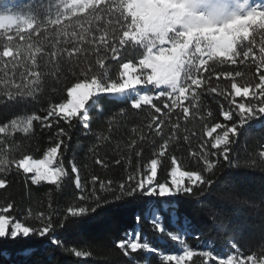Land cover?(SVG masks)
I'll list each match as a JSON object with an SVG mask.
<instances>
[{"label":"snow or ice","instance_id":"6c2138e0","mask_svg":"<svg viewBox=\"0 0 264 264\" xmlns=\"http://www.w3.org/2000/svg\"><path fill=\"white\" fill-rule=\"evenodd\" d=\"M81 6L72 0H59L45 9L44 19H39L38 13L32 12L28 5L24 6L29 7L27 12L14 3L0 9V21H18L10 27L0 26V190L7 191L10 187L7 174L14 170L33 186L47 184L57 191H63L64 181L70 180L80 193L76 197L78 201L94 202V206L70 203L59 220L55 217L60 214L52 208L51 201L47 211L29 207L23 213L10 199L0 202V242H25L11 251L0 246V264H44L37 258L39 249L28 243L33 237L46 241L49 248L59 250L62 255L86 261L90 252L66 244L56 233L102 207L103 197L97 194V184L113 201L141 198L148 201L144 218L150 219L153 239L145 238L137 230L116 240L114 247L124 258L122 264H141L138 259L141 254L144 264H150L153 257L156 264H264V244L258 252L245 254L234 235L224 241L230 249L226 256L219 254L214 244L203 248L188 245L191 222L187 216H180L176 199L201 203L213 193L217 171L224 164L230 168L241 166L231 156L235 138L257 127L264 137V24L246 25L247 38H234L230 47L212 38L217 34L216 29L237 18L264 19V0H231V6L222 0H157L154 5L146 0H92L80 12ZM206 28L212 31L201 34ZM40 35L45 39H39ZM50 35L55 39L49 41ZM49 47L51 51L47 50ZM130 49L135 59L125 58ZM218 51L225 54L217 55ZM38 57L43 65L38 63ZM90 57H94V62ZM249 60L251 65L247 64ZM230 64L255 67V76L223 68L215 71L216 65ZM49 65L53 70H40ZM21 66L24 72H19ZM44 76L51 78L52 92H62L66 98L50 101L42 109L45 115L35 112L18 115L14 111L18 105L35 100L43 91ZM221 77L224 83L220 82ZM238 77L242 82L237 81ZM204 95L223 99L219 104V119L213 110L204 108ZM108 98L124 105L108 118L110 130L116 117L147 111V118L131 129L133 137L127 145L129 156L125 158L126 178L113 186L112 181L93 176L92 191L88 193L76 161L65 163L70 130L78 122L87 132L91 108L100 105L99 110L104 111L102 101ZM174 115L175 121L171 119ZM181 120L185 125L190 120L200 122L199 134L193 131L189 135L185 127L183 136L194 166L186 167L173 147V142L180 144ZM61 121L67 129L60 126ZM36 123L42 129H56L42 156L35 158L27 151L10 155L21 147L17 134L34 135ZM191 137L196 138L195 148ZM98 139L108 137L98 136ZM146 144L152 146L147 160L140 147ZM133 152L135 168L131 164ZM122 162L115 161L117 165ZM96 163L104 164L99 158ZM243 166L264 171V143L258 145V151ZM164 214H170L174 221L171 229L162 222ZM213 217L214 226L223 227L218 214L213 213ZM135 219L139 224L141 216L138 214ZM167 247L176 250L164 251Z\"/></svg>","mask_w":264,"mask_h":264},{"label":"trees","instance_id":"16d2710c","mask_svg":"<svg viewBox=\"0 0 264 264\" xmlns=\"http://www.w3.org/2000/svg\"><path fill=\"white\" fill-rule=\"evenodd\" d=\"M59 0H0V9L4 8L6 4L14 3L20 6L25 12L30 9L34 13H38L39 19L45 18V9L49 5H55ZM90 6V5H89ZM88 6V7H89ZM85 10V9H84ZM83 10V11H84ZM81 11V12H83ZM107 23V17L104 19ZM247 38V37H246ZM33 39H37L34 34ZM39 39H45L43 35ZM47 39L52 41L54 36H48ZM259 40V37H257ZM247 43V42H245ZM51 51L49 47L47 49ZM125 54V58H133L130 53ZM258 54V52H257ZM94 62V57H90ZM38 63L43 65V61ZM211 64L212 62L209 61ZM251 65V60L247 62ZM31 69V62H28ZM215 71L231 70L241 71L243 73H251L255 76V67L246 65H216ZM41 71H51L52 66L49 65L47 69L41 67ZM23 66L19 68V72H24ZM114 74V73H113ZM43 91L38 93L35 100L18 105L14 111L18 115H28L33 112L39 115H45L42 109H46L50 101L59 102L63 97L61 93L52 92V80L48 76L42 77ZM238 82H242V78H237ZM21 82L19 73L17 74V83ZM221 83H224L221 77ZM212 83H217L215 74L212 75ZM111 98L102 101L104 111H100V105L93 106L90 110L91 120L89 121V129L86 130L78 123L74 122V126L70 130L71 141L70 148L66 153L65 163L70 160H75L80 168V176L82 183L86 186L88 193L92 191L91 178L93 176L99 177L103 181H112L113 186L124 180L127 176L125 171L126 157L129 156L128 143L133 137L131 129L134 126L141 125L146 121L147 111L140 112L130 117H116V122L111 126L108 124V118L112 116L123 104L110 102ZM221 97L213 95L202 96V104L205 109H211L217 114L219 119V104L223 103ZM163 108V105L160 104ZM227 107V105L225 104ZM166 111V110H165ZM173 121L176 116H172ZM181 127L179 129L180 144L173 142V147L176 149V155L182 158V162L186 167L194 166V161L188 158V145L184 143L183 136L186 134L184 129L187 127L188 134L195 131L197 134L201 132L200 122L189 121L185 125L183 120L180 121ZM60 126L67 129V125L61 121ZM55 128L49 130L42 129L39 123L34 125V135L24 137L17 134V142L21 145L17 152L10 155H20L27 151L35 158H40L44 149L50 145V137L55 132ZM143 131L148 133V129ZM168 131V129H166ZM261 130L257 127L248 129L239 138H235L236 142L231 146V156L234 161L240 162V167H228L224 164L222 158L221 163L224 164L217 171L214 191L210 196L203 198L201 203H189L183 198L177 197L179 203V214L181 217L187 216L191 222V232L187 235L186 242L193 247H212L214 244L215 250L218 253H227L230 249L224 243L228 236L235 237L241 249L245 254L250 251H259L260 245L264 244V171L259 168H246L244 163L258 151V145L264 143V137L260 135ZM98 136H107L108 139H98ZM139 133H136V138ZM192 147L196 146V138L191 137ZM54 142V141H52ZM144 149V158L147 160L151 157V144L140 145ZM182 149V151L180 150ZM99 158L104 164H97L96 160ZM116 160H122L119 165L115 163ZM132 167H136L135 153H131ZM106 165V166H105ZM165 173H161L163 178ZM2 175V174H0ZM10 187L5 190H0V202L12 200L16 203L17 208L21 213L31 207L33 210L43 209L48 210L49 202L51 201L52 208L60 215L56 216L57 220L63 215L66 207L71 204L86 203L89 206H94L92 199L87 201H78L76 199L80 193L75 190L70 180L64 181L63 191H57L54 186L42 184L33 186L30 181H26L23 174L17 175L13 170L7 174ZM97 194L103 197L101 201L102 207L98 208L94 214L73 223L64 231H58V235L66 244L73 245L88 251L91 256L85 260H77L74 257L62 255L59 250L49 248L46 241L37 240L33 237L28 243H31L35 248L39 249L37 258L44 262V264H122L123 257L114 247V242L118 239L125 238V234L129 231H140L145 238L152 240L153 232L151 230V223L148 218H144V207L148 202L141 198L138 201L121 200L113 201V197L107 193L99 190V184L95 186ZM103 201H112L104 203ZM213 213L218 214L223 227L217 228L214 226ZM141 216L139 224L136 222V216ZM166 227L172 228L174 221L171 220L170 214L163 215L162 221ZM227 233V235L225 234ZM199 237L196 238V235ZM24 241L17 243L0 242V246L7 247L10 251L15 248L22 247ZM164 251L171 252L176 249L167 247ZM50 257V259H49ZM15 258V257H13ZM138 259L141 264H144V256L141 254ZM150 264H156V258L153 257Z\"/></svg>","mask_w":264,"mask_h":264},{"label":"rangeland","instance_id":"374dc122","mask_svg":"<svg viewBox=\"0 0 264 264\" xmlns=\"http://www.w3.org/2000/svg\"><path fill=\"white\" fill-rule=\"evenodd\" d=\"M149 4H155L157 0H146ZM223 3L231 6V0H222ZM72 3L81 4L82 6L78 9V11H83L85 8H87L89 5L92 4V0H72ZM76 9H73V13H75ZM226 18V17H225ZM18 21H11V20H3L0 21V26L8 25L9 27L13 23H17ZM256 23H262L264 24V19H262L260 16L255 17H241L233 20L232 22L224 25V27L216 29V35L212 37L213 39L222 41L223 44L230 47L231 41L236 37H244L246 38L249 35V28L246 26L248 24H256ZM23 26V25H21ZM212 29H202L201 34L203 33H210ZM217 55H224L225 53L223 51H218L216 53ZM163 221V220H162ZM150 222V219H149ZM137 231V230H135ZM134 232V231H133ZM203 247H209V246H203ZM201 247V248H203ZM227 253H219L221 255H227Z\"/></svg>","mask_w":264,"mask_h":264}]
</instances>
